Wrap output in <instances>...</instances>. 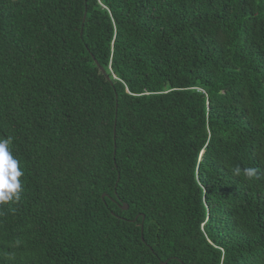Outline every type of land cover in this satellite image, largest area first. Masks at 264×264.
I'll list each match as a JSON object with an SVG mask.
<instances>
[{"label":"trees","instance_id":"trees-1","mask_svg":"<svg viewBox=\"0 0 264 264\" xmlns=\"http://www.w3.org/2000/svg\"><path fill=\"white\" fill-rule=\"evenodd\" d=\"M9 137L0 264H264V0H0Z\"/></svg>","mask_w":264,"mask_h":264},{"label":"clouds","instance_id":"clouds-1","mask_svg":"<svg viewBox=\"0 0 264 264\" xmlns=\"http://www.w3.org/2000/svg\"><path fill=\"white\" fill-rule=\"evenodd\" d=\"M11 138L0 139V205L19 201L22 192L20 177L23 172L20 162L16 159L10 150ZM236 169V173H240ZM243 174L248 179H253L257 175L255 168L249 167L243 170Z\"/></svg>","mask_w":264,"mask_h":264},{"label":"water","instance_id":"water-1","mask_svg":"<svg viewBox=\"0 0 264 264\" xmlns=\"http://www.w3.org/2000/svg\"><path fill=\"white\" fill-rule=\"evenodd\" d=\"M98 67V66H97ZM100 69V71L104 74V71L101 69V68H99ZM108 79V78H107ZM104 197V195L102 196V198ZM122 209L123 210H126L127 209V205L126 204H124L123 206H122ZM161 264H166V263H161Z\"/></svg>","mask_w":264,"mask_h":264}]
</instances>
